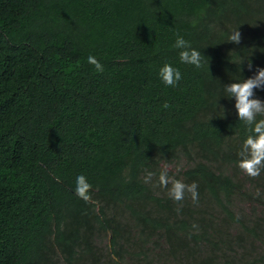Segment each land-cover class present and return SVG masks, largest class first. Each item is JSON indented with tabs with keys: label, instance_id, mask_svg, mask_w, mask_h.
I'll list each match as a JSON object with an SVG mask.
<instances>
[{
	"label": "trees",
	"instance_id": "obj_1",
	"mask_svg": "<svg viewBox=\"0 0 264 264\" xmlns=\"http://www.w3.org/2000/svg\"><path fill=\"white\" fill-rule=\"evenodd\" d=\"M259 68L264 0H0V264H264V169L238 167L247 128L224 91ZM182 156L168 175L196 203L159 185Z\"/></svg>",
	"mask_w": 264,
	"mask_h": 264
},
{
	"label": "clouds",
	"instance_id": "obj_2",
	"mask_svg": "<svg viewBox=\"0 0 264 264\" xmlns=\"http://www.w3.org/2000/svg\"><path fill=\"white\" fill-rule=\"evenodd\" d=\"M228 41L239 44L241 42L240 31H233ZM174 47L180 50L179 58L182 63L191 64L197 68L202 67L200 51L192 48L190 42L185 40L183 36L177 34ZM87 62L94 65L96 71H103V65L96 56L89 55ZM249 68H251V63H249ZM159 76L167 86H175L182 79L179 69L169 63H165L159 69ZM256 88H264V68H259L253 77L236 80L224 87L226 97L235 98V108L238 112L239 121L244 122L247 128L246 139L238 153V167L253 178L260 176L261 170L264 169V101L253 98ZM164 107H168V105L165 104ZM258 116L261 118L257 119ZM168 171L169 168L165 165L159 175V185L168 189L169 198L179 202L185 198L187 192L190 193L194 203L198 202V185L195 182L189 185L181 180L173 179L169 177ZM152 176L153 173L149 172L145 177V182H149ZM91 188L92 185L84 175L81 174L76 178L74 191L86 203L92 200ZM196 227L194 224L193 228Z\"/></svg>",
	"mask_w": 264,
	"mask_h": 264
},
{
	"label": "rangeland",
	"instance_id": "obj_3",
	"mask_svg": "<svg viewBox=\"0 0 264 264\" xmlns=\"http://www.w3.org/2000/svg\"><path fill=\"white\" fill-rule=\"evenodd\" d=\"M186 162H187V159L182 156L181 159L178 160V161H173V162H170L168 164H166V163L164 164L163 163V167L165 165H167L170 172L177 173L179 171V169L183 165H185ZM240 204H241L240 206L246 208L247 211H250L251 210L252 205H250L249 202H247V203H240ZM263 208H264L263 204L258 205V212L259 211L261 212ZM101 243H102V245L105 248H107V238L106 237H103L102 238ZM158 264H162V263L160 261H158Z\"/></svg>",
	"mask_w": 264,
	"mask_h": 264
}]
</instances>
